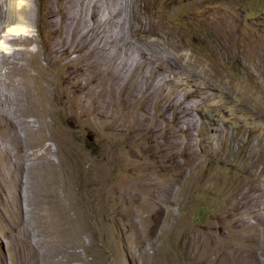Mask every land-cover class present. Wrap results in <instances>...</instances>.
<instances>
[{"label": "rangeland", "instance_id": "1", "mask_svg": "<svg viewBox=\"0 0 264 264\" xmlns=\"http://www.w3.org/2000/svg\"><path fill=\"white\" fill-rule=\"evenodd\" d=\"M0 1V3L5 4L6 10L8 8L9 0ZM30 1L32 2L33 0ZM98 1L106 2V6L104 3L99 2L102 4H100L102 11L98 13V19L99 21L102 19V22L100 21L103 25L101 27V31L103 30L101 36L102 39L104 38V46L107 47H105V49L108 53L113 55V49L108 48L112 46L109 41L116 40L117 38H123L124 36L126 37V35H128L126 37L127 42L125 41V43L128 44L131 40L128 38L129 31H127V27L121 29L120 25H117L120 22V19L116 18V12H118L120 9V7L115 6L118 4L117 2L116 4H110L106 0ZM119 1L121 2V0ZM122 1L124 2L125 0ZM148 1L152 4V9H150L149 13L145 14L146 16L143 15L144 24H148L149 20L151 19V22L154 23V26L156 25V35L153 33L147 34V36L143 37V40L152 44L151 46L154 45V48L149 50L142 44H138L136 40L133 39V45L131 43V45H127L126 49V45L122 48L125 54H120V59H125L126 55H128L131 58V63L138 62L139 59L142 60L141 58L143 53L144 55L148 53L150 55L153 53V51H155L156 48L158 53H160L159 56L161 58L164 57V59H166L165 57H170L174 63L177 61L175 55H184L186 58L183 57L181 59L186 60V62L189 64L191 63L192 70H190L189 74L191 76H195L192 84L196 82L200 85L209 84L212 86L214 82L218 81V79H221V75H224V80H230L229 82L234 84L233 86L235 87L234 90L236 92L234 90L224 89L223 91V89H220V92H222H219L220 94L217 101L214 100L208 104H203L204 106L200 105V107L193 111V117L195 118H193V120L197 124L195 130H193V133H195L193 134L195 142L198 143L201 140V137L198 136L199 132L201 135V133L206 130L207 125L211 126L210 123L213 120L212 117H214L215 120L217 119L220 125H223V121H227L228 119L232 118V113H230V110H234L233 107L240 104L244 107L246 106L245 108H247V110H253L256 113L255 118H248L247 116H244L246 121H238V124H240V128L242 127V131L246 137L248 136L249 132L255 130L254 128L260 129V135L258 134L260 138L259 136H256L254 140V145L256 146L255 150L257 149L256 153L258 152L259 155V153L264 150V130L261 129V124L258 120L259 118H257L260 116V118H264V0ZM117 8L118 10H116ZM103 10H105L106 13L105 11L103 12ZM114 19L115 21L118 20L117 24L113 23ZM26 22L29 24L27 20ZM3 24L1 26L4 28ZM34 27L35 26L30 23L29 26L25 28V32L21 34L31 38L34 37L38 41L40 40L39 46L46 44L48 41V38L45 37L46 34L42 33V35L41 30H38L36 27ZM123 31L128 33L125 34L124 32L123 34ZM105 34H108V36ZM111 35H114V38ZM109 36H111V38H109ZM108 42L109 44H106ZM141 46L144 47L145 50L144 48H141ZM27 49L31 51V53L29 52L30 54H34L36 56H34V58L39 59L41 66H47L49 64L47 60L42 59L41 56L43 55L38 53L39 47L37 43H33L27 47L26 44L22 43H8L3 39L2 35L0 36V264H34V261H37L36 264H43V262L47 260L44 257L46 255H48V257L58 256L59 258H62L63 255L65 256L68 254V252L73 251L74 254L76 251L79 255H82V257L85 258V261H91L93 256L88 253L85 248L80 247L76 241V236H79L78 230H70L71 228L80 225V223L73 222L70 219L71 216H74L73 212L70 211V213L68 211V214L66 209H64L68 204V192L66 190L67 180L65 179L63 173L65 171V165H70L72 168L78 166L76 169H80L81 171L83 170V173L85 171H89L86 180L84 176L81 178L80 186L82 185L81 187H84L86 185L85 188H88L90 185V188H92L93 182L90 181L89 183V179L91 177L89 173L93 170L90 171L86 168L89 166V164L90 167L93 166V160L95 158H106L107 154L105 153H108L112 149H109L110 143L108 142L109 140L104 132H98L90 117L85 118L86 116H83L84 119L82 117H80L81 119H78L72 113H67V117L64 118L61 116L60 112H58V109L53 110L51 107H49L46 101L45 104L44 99H40L41 93L38 85L36 86L38 88L37 89L35 87L36 84L33 83L31 86L33 87L32 90L34 91H28V88L26 87H29V85L26 86V83L30 84L31 80L27 79L26 75H24V72L22 73V71H18V73H16L17 71L14 72V70H16L14 69L17 64L16 61L22 65H25L26 62L24 58L26 56L27 59L33 58V56L30 54H27ZM22 52L25 54L24 58L21 57ZM15 59L17 60L15 61ZM10 60L11 62H9ZM12 62H14L15 65ZM90 62L91 59L86 61L88 65H91ZM82 64L83 62L76 65V69H80L83 66ZM182 69H184V67H182ZM91 70H94V68H91ZM22 74L24 78L22 79L21 76V80L27 79L25 83L21 80H18L20 79L19 76ZM209 75L211 76L209 77ZM237 79L240 81H237ZM16 81H19V83ZM99 85V83H96V93L90 95L91 97L88 98L90 101H88V105L91 107L90 109H93L95 112L106 113L108 110L106 107L108 108V105L106 106L105 100H98L96 98L97 94L101 96L100 90H102V86H104L103 83L100 85V87ZM50 88L53 89V87ZM36 92H38V94H36ZM24 93L27 94V96ZM105 95L108 97L107 93H105ZM105 95H103L104 98H106ZM240 96H244V99L241 100ZM26 97L27 99H25ZM225 97L233 100L234 103L233 105L228 106L230 109L227 107V114H224L222 111L224 109L221 105V101L222 99H226ZM96 99L97 101L95 102ZM236 99L241 102H235L234 100ZM256 103L259 104V106L256 105ZM48 109H51L54 113ZM72 116L74 117L72 118ZM106 119H108L107 115H104L103 120ZM42 120H45V122L51 126H53L55 123V127L47 128L45 124L43 126ZM125 121L126 120H124L123 124L120 125L124 126L125 124L128 125L130 123L129 120L126 121V123ZM6 122L8 124L10 123L14 125L13 128L9 127L8 129L4 130L3 125ZM21 122H26V124H22ZM229 126L231 127L234 125L231 123ZM168 129L169 130L167 131H170L169 133L172 135V128ZM120 135L121 134H119V136ZM14 136H16L17 139H14ZM245 136L244 138H246ZM43 137L45 138L43 142L39 144L35 143L37 140L39 141ZM183 138L185 137L183 136L182 139ZM119 141L122 143L125 142L124 140ZM142 144L144 151L152 155L151 157H154V161L161 159L160 155L162 154V151L159 152V150L154 148V146L152 147L143 141ZM155 149L156 152L154 151ZM196 149H198L197 151H201V148L198 145L196 146ZM59 150L63 151V153ZM236 150L239 152L240 149L236 147ZM46 157L49 159L51 158L53 162H56L55 164H57V166L49 167L47 164L48 159ZM61 157L64 158L65 165H63L64 161H62ZM81 158L84 161H82ZM76 159H78V162ZM60 163H62V165ZM259 164L261 165L262 161H259L257 166L258 168L256 167L254 171L252 170L253 172L251 171L252 179L250 178L248 184L252 186L255 184L261 185V188L263 187L261 190L262 194L253 190L251 193L250 190L252 187L247 189L248 187L241 184L240 190H244L242 193L240 191L241 197H244L245 199L249 195H256H253V200L255 199V201L250 200L245 203L246 205L243 204L245 208L243 205L237 206L233 204L230 206V208L233 210L231 211V209H229L227 212L224 208L219 207L217 196H213V198L209 196L210 194L201 195L199 202L196 201L191 204V202L184 199L185 194L183 193V190L186 184V182H183L184 180L180 182L181 185L178 184L173 186L176 196H173V201H175L173 202V205L169 206V208L163 205V201L161 199L162 190L156 191L158 187L153 188L148 186V182H146L147 184H144L139 188H130L127 190V193H124V197L127 199H131L135 195V199L132 198V202L134 204L132 202L125 203L121 201L120 206L117 205V207V200H114V195H112L111 199H108L110 201L107 200L108 202L103 204L107 209L113 208L111 210L115 215L112 213V218L116 216L115 218H118V220L122 221L123 223H130V225L129 223L126 224L125 229H123L120 233L121 235L119 234L118 236H114V231L117 232L118 230L111 223L109 225L110 229H112L109 230L110 232L107 231V229V232H103L100 229L102 226H104V224L106 225V222L112 219H110L107 215V218L105 217V219H100L99 217L91 219L88 225L90 232L81 235L83 242L88 246L90 244L91 238L94 239L95 242L97 241L95 243L97 252L107 256L110 247H108L109 244L105 243L106 240L103 238V236L109 238V235L111 236V234H113V236H111L109 239L112 241V247L114 248L113 251H115L117 254V259L115 258V260L108 258L107 263L114 264H264V235H259L263 230V227L258 228L255 231L256 233L254 232L255 236L251 234V228H249V225H254L257 220L264 219V176H260L259 168L262 165L259 167ZM62 166L64 167L62 168ZM54 168H56V172L54 171ZM115 170L114 175H116L118 181H120L122 177H125L122 176L123 174H120L117 169ZM225 174L228 177V174H230L229 170L225 171ZM163 179L164 178H161L158 181H164ZM17 181L18 183H16ZM14 185H16V187ZM159 189L161 188L159 187ZM15 190H17L18 195L20 194V199L22 202H20L22 206L21 209L19 208V205L17 206V198L14 195L16 194ZM153 193L155 195L157 194L158 196H155ZM127 195L129 196L127 197ZM257 196H259V198ZM87 199L88 200L86 202L88 203H86L85 206L94 208V205H96L98 209V204L102 205V201L105 200V198L102 200L100 198L97 199V197H87ZM130 204L135 206H131ZM125 205H129V208L127 206L126 208ZM220 208L227 214L226 217H229L225 219L227 222L225 220V222H219V219H217L219 217L218 213ZM118 209L120 210L118 211ZM127 209L130 211L128 212L129 214L126 212L128 211ZM114 210L118 213H116ZM127 214L129 217L131 216L130 219ZM215 215L218 216L215 217ZM213 216L216 219H214ZM132 221H134L136 224H134V222L131 224ZM241 221L242 223H240ZM239 224L245 226V228H241L243 226ZM205 225L209 227L207 228ZM237 226H239L238 228L240 229H238ZM90 227L92 229H90ZM134 227L136 228L133 229ZM140 230H142L144 233L143 235ZM221 232H224V234H220ZM229 232L232 233L230 234ZM244 232L245 234H243ZM122 235L124 240L129 239L128 245H126L125 241L122 239ZM139 235L141 238L145 235L144 238L145 240L147 239L146 243L144 238L141 239ZM131 236L140 239L138 241V239L135 238L137 239V242L134 243V239L130 240V238H132ZM157 236H161V239L157 240V243H159L158 246L163 248H161L162 252L166 253V256L171 258L170 260L168 258L165 260L163 255H161V260L158 258L159 260L157 259L156 261H151L146 256H140L138 260H135L134 257H132V253L142 252L143 250L151 254L153 251L149 244L152 240H155ZM17 238L25 240L23 242L19 241ZM18 241L23 243L19 244ZM139 242L143 243L141 244L142 246ZM24 247L25 249L27 248L26 251H24ZM103 251H105V253ZM113 251L112 256L115 255ZM29 253L30 255L34 253L35 255L33 258L35 257V259L32 260L30 258L31 260H25V255L28 256ZM37 258L39 259L37 260ZM252 258H255L257 261L255 259L253 260ZM85 261L73 258L71 264H85ZM61 263L63 264L64 261Z\"/></svg>", "mask_w": 264, "mask_h": 264}, {"label": "bare ground", "instance_id": "2", "mask_svg": "<svg viewBox=\"0 0 264 264\" xmlns=\"http://www.w3.org/2000/svg\"><path fill=\"white\" fill-rule=\"evenodd\" d=\"M106 1L109 2L110 4H116V2L118 3L115 6L120 7V9L118 12H116L117 13L116 18L120 19L119 20L120 22L118 23V20L115 21L114 19L113 23H116V24L118 23L117 25H120L121 29H124L127 27L128 28L127 31H129L128 38L131 39L128 44L125 43V41L127 42L126 37L128 35H126V37L124 36L126 40L124 39V37L123 38L116 37L117 38L116 40L118 41L113 40V39H112L113 41H109L112 44V46L108 48L113 49L112 51L113 55L108 53L107 50L105 49L106 46H104L105 45L103 41L104 38L102 39V36H101L102 31H103V30L101 31V27L103 26L101 23L102 19L100 18L101 22L98 19L99 18L98 13L102 11L101 3H104L105 5L106 2H101L98 0L97 1L96 0L95 1L94 0H33L32 2L30 0H9L8 8L6 10H5V4L0 3V23H1L0 24V36L2 35L3 39L6 40L8 43H13V44L22 43V44H26L27 47L28 45L37 43L39 47L38 53H41L43 55L41 56L42 59L47 60L49 63L47 66H41V64L39 63V59L34 58L35 55L30 54L31 51L28 49L26 50L27 54H30L31 56H33V58L27 59L26 58L27 56H26L25 57L26 59H25L24 58L25 54L24 52H22L21 57L24 58L26 62L25 65L20 64L18 61H16L17 59H15L17 64L15 68L13 67L14 69H16L14 70V72L17 71L16 73H18V71H22V73L24 72V75H26V78L31 80L30 84L26 83V86L29 85V87L28 86L26 87L28 88V91L32 90L33 87L31 85L33 83L36 84V85L34 84L35 87L38 85L39 86L38 88L40 89V93H41L40 99L41 98L44 99V102L46 101L49 107H51L53 110L58 109L59 110L58 112H60L61 116H63L64 118L67 117V113L69 114L72 113L78 119H81L80 117L83 118V116H86L85 118L90 117L93 125L98 130V132L99 131L104 132V134L109 140L107 141L110 143L109 149L110 148L112 149L108 153H105L107 154L106 158H104L103 156L102 157L104 159L101 157L95 158L93 160L94 161L93 166L90 167V164L87 168L84 166L86 169H89L90 171L93 170L92 172L89 173L91 175L90 179L88 178L89 183L90 181L93 182V185L91 184L93 186V187L91 186L92 188H90V185L88 188H85L86 185L84 187H81L82 185L80 186L81 178L84 176L86 180L87 174L89 171H85L83 173V170L81 171L80 169L78 170L76 169L78 166L77 167L74 166L75 168H72L70 165H65L64 158L61 157L62 161H64L63 165L66 166L63 174H64L65 179L67 180L66 190L68 192L67 194L68 204H67V207L64 209H66L67 213L68 211L73 212L74 216L73 217L71 216L70 218L73 222L80 223V225L75 226L74 228H71L70 230L71 231L78 230L79 236L78 237L76 236L77 239L75 238L78 245L80 247L85 248V250L93 256V259L91 261L89 260L85 261L84 260L85 258H83L82 255H79L76 251L74 254V251H73V252H68V254L65 256L63 255V257L61 256L62 258H59L58 256L48 257V255H46L44 257L47 260L43 262V264H47V263L59 264L63 261H64L63 264H71L73 261V258L81 259L86 262L85 264H114V263H107L108 258L117 259V254L115 253V251H113L114 248L112 247V241L111 239H109L111 236H113V234H111V236L109 235V238L104 237L102 235L103 238H105L106 240L105 243L109 244L108 247H110L109 249L111 250V251L109 250V252L107 253V256L102 253L97 252L95 248L96 247L95 243L97 241L95 242L94 239L91 238L90 244L87 246L83 242L81 235H83L84 233L90 232V230L88 229V225L91 219L98 218V217L100 219H105L107 215L109 216L110 219L112 218V215L114 213L112 212L111 209L113 208L107 209L106 206L104 207L103 205L105 204V202L110 201L108 199H111L112 195H114L113 196L114 200L115 199L117 200L116 206L117 205L120 206L121 201L125 203H131L133 201L132 198H134L135 195L132 198L129 197L131 199H127L124 197V193L125 192L127 193V190H129L130 188H139L142 185L147 184L146 182H148V186H151L153 188L158 187L156 191L162 190L161 199L163 201V205L166 207H169L174 204L173 202L175 200L173 201V198H174L173 196L176 194V192L174 191L173 186L180 184V182H182L183 180H184L183 182H186L184 190H183V193L185 194V196L183 195L185 200L191 202L192 204L196 201L199 202L201 195L210 194L209 196L211 197L217 196L219 207L224 208L227 212L229 211V209H231V211L233 210L232 208H230V206L233 204L239 206V205H243L247 203L250 200H253L254 198L253 195L255 194L249 195L250 197L248 196L245 199L244 197H241V194H240L241 184H243V186L245 185L246 187H248L247 189H249V187H252L250 192L253 190L256 192H260L262 194L261 190L263 187L261 188V185L255 184L252 186L248 184L251 178V171L252 170L254 171V169L258 166L259 161H262V164H261L262 166L259 164V167L261 166L259 168V173H260V176L261 175L264 176V160H263L264 150L261 151L258 155V152L256 153L257 149L255 150L256 146L254 145V140L256 136L260 135L259 133L260 129L254 128L255 130L249 132L248 136L246 137L244 135V132L242 131V127L240 128V124H238V121H244V122L246 121L244 116H247L248 118L249 117L255 118L256 117L255 111L247 110V108H245L246 106L244 107L243 105H240V104L237 106H234L233 107L234 110H230V113H232L231 114L232 118L228 119L227 121H223V125H220L219 121L217 119L215 120V118L212 117L213 120L211 119L212 120L210 123L211 126L207 125L206 130H204L201 133V135H200V132L198 134V136L201 137V140L197 143L195 142V139H194L193 134L195 133H193V130H195V127H197L196 126L197 124L193 120L194 118L193 111L197 109L198 107H200V105L204 106L203 104H208L214 100L217 101L219 98V94L222 92V91L220 92V89H223V91L224 89L234 90L235 89V87L233 86L234 84L232 82H229L230 80L229 81H226V79L224 80V75L223 76L221 75L220 76L221 79L220 80L218 79V81L214 82L212 86H210L209 84L200 85L196 82L192 84L195 76H191L189 74L190 70H192L191 63L189 64L186 62V60L181 59L184 57V55H178V56L175 55V58H177V61L174 63L170 57L169 58L165 57L166 59H164V57L161 58L159 56L160 53H158V50L156 48H155V51H153V53H151L150 55L149 53L145 55L143 53L142 58H141L142 60L138 58L139 59L138 62L131 63L130 62L131 58L128 55H126L125 59H120L121 58L120 54L122 53L125 54L122 48L126 45L125 46V49H126L127 45L128 46L129 44L131 45V43L134 41L133 39H135L138 44H142L144 47H146L149 50L154 48L153 47L154 45L151 46L152 44L143 40V37L147 36V34H151V33L155 34L156 32V29H155L156 25L154 26V23L151 22V19L149 20V23L145 25L144 18H143V15H145L146 13H149L150 9H152L151 7L152 4L148 0H125L124 2L122 0L121 2L119 0H106ZM116 10H118V8ZM104 11L105 10H103V12ZM26 20L29 22V24L31 23L38 30H41V34L42 33L46 34L45 37L48 38V41L46 44L39 46L40 40L38 41L34 37L31 38V37L23 36L21 34L25 32V28L29 26ZM2 24L4 25V28L1 26ZM125 31H123V34ZM127 33L128 32H125V34ZM106 36H108V34ZM111 36H109V38H111ZM109 42L106 44H109ZM144 47L141 46V48H144ZM214 54H215V51H214ZM90 59H91V62H90L91 65H88L86 61ZM9 62H11V60ZM82 62H83L82 64L83 66L80 69H76V65L81 64ZM182 67H184V69H182ZM91 68H94V70H91ZM32 72H36V73H32ZM21 76H22V79L24 78L22 74L19 76L20 79L18 80H21ZM210 76L211 75H209V77ZM26 80H21V81L25 83ZM238 80L239 79H237V81ZM16 82L19 83V81H16ZM96 83H99L100 85L102 83L104 84V86H102L103 89L100 90L102 97L99 96V94H97L96 98L98 100L99 99L105 100L106 106L108 105V108L106 107V109H108L106 113L95 112L93 109H90L91 107H89L88 105L90 102L88 98L91 97L90 96L91 94L96 93L95 92ZM50 87H53V89H51ZM105 93H107L108 97H106ZM36 94H38V92H36ZM25 95L27 96V94ZM103 95H105L106 98H104ZM225 98L226 99H222L221 105L223 106V109H224L222 111L224 112V114H227L228 112L226 110L227 107L229 105H233L234 103H233V100L228 99V97H225ZM25 99H27V97ZM97 99L95 100V102L97 101ZM240 99L243 100L244 96L242 97L240 96ZM234 101L241 102L237 99ZM256 105L259 106V104L257 103ZM97 107H100V106H97ZM48 110H51V109H48ZM256 111H257V108H256ZM104 115H107L108 119L103 120ZM74 116H72V118ZM260 117H257V118H259L258 120L260 121L261 129L264 130V118H260ZM124 120L126 121L129 120L130 123L126 125L125 124L126 121H125L124 123L125 125L121 126L120 124H123ZM21 123L26 124V122H21ZM231 123L234 126L230 127L229 125H231ZM42 124L43 126L45 124L47 128L55 127L54 126L55 123L53 124V126H51L50 124L46 123L45 120L44 121L42 120ZM13 126L14 125L10 123L8 124L6 122L3 125V129L5 130V129H8L9 127L13 128ZM168 128H172L173 130L172 135L171 133H169L170 131H167L169 130ZM119 134L121 135L119 136ZM180 135L182 137L184 136L185 138L182 139ZM244 136L246 138H244ZM14 139H17L16 136H14ZM44 140L45 138L43 137L41 140L39 141L37 140V142L35 143L39 144L43 142ZM119 140H124L125 142L122 143ZM142 141L152 147L154 146V148L159 150V152L162 151V154L160 155L161 159L160 160L157 159L158 161H154L155 160V159L153 160L154 157H151L152 155L144 151ZM197 145L201 148V151H197L198 150L196 149ZM236 147L240 149L239 152L236 150ZM156 149L154 150L155 152H156ZM60 152L63 153V151H60ZM47 159H48L47 164L49 167L57 166V164H55L56 162H53L51 158L50 159L47 158ZM76 160L78 162V159ZM60 164L62 165V163ZM63 167L64 166H62V168ZM55 169L56 168H54V171L56 172ZM115 169H117V171H119L120 174L122 173L123 174L122 176H125L122 178H125V179L121 178L120 181H118L116 178V175H114ZM227 170H229L230 172V174H228L229 175L228 177L225 174V171ZM255 173H258V172H255ZM161 178H164L163 179L164 181H158ZM16 183H18V181ZM14 186L16 187V185ZM159 187L161 189H159ZM17 190H15L16 194L14 195L17 198V206L19 205V208L21 209L22 202L20 199V194L18 195ZM242 192H244V190H242L241 193ZM247 195H244V196H247ZM128 196L129 195H127V197ZM155 196H158V195L156 194ZM87 197L89 198L97 197V199L100 198L102 200L105 198V200L103 201L101 200L102 205L98 204L99 209L96 205H94L95 206L94 208L92 207L90 208V207L85 206L86 203H88L86 202L88 200ZM257 197L259 198V196ZM253 201H255V199ZM133 204L132 205L130 204V205L135 206ZM126 206L127 205H125V207ZM221 208L219 209V213H218L219 217L217 218L219 219V222L224 221L228 217V216L226 217L227 214ZM119 210L120 209H118V211ZM126 212L128 213L130 211L128 210ZM62 214H65V213H62ZM20 215H21V210H20ZM218 215H215V217ZM115 217L109 220L108 222H106V225L104 224V226H102L101 228L100 227L98 228H100L103 232H107L109 230H112L110 229V226H109L111 223L118 230L117 232L113 230L114 236L115 235L118 236L121 233V231L125 229L126 224H128L129 222H126L125 224ZM130 218L131 216L129 217V219ZM133 222L134 221H132L131 224H133ZM240 223H242V221ZM134 224L136 223L134 222ZM205 227L207 226L205 225ZM238 227L239 226H237V228ZM261 227H263V230L261 231L260 229L261 233L259 235H264V219L257 220V222L252 226L249 225V228H251V234L255 236L254 232L258 228H261ZM135 228L136 227H134L133 229ZM241 228L244 229L245 226ZM90 229L92 228L90 227ZM142 230L140 231L142 232ZM106 234H109V233H106ZM143 234L144 233L142 232V235ZM220 234H224V232H221ZM243 234H245V232ZM92 235H95V234H92ZM144 236L140 238L143 239ZM207 237H208V234H207ZM135 238L132 237L130 238V240L134 239L135 240L134 243H136L138 238L137 239ZM122 239L124 240L123 235H122ZM159 239H161V236H157L155 240H152L151 243L149 244L150 247H152V251H153L151 254L143 250L142 252L132 253L133 255L132 257H134L135 260H138L140 256H146L148 257L149 260L156 261L158 258H160L161 260V255H163L166 260L168 256H166V253L162 252L161 250L162 247L160 248L158 246L159 243H157V240ZM18 240L24 242L25 239L23 240L18 239ZM146 240H145V243H146ZM124 241L126 245L129 244L128 243L129 239L124 240ZM23 242H19V244L20 243L22 244ZM141 244L143 243H140V245ZM26 249L24 247V251H26ZM112 251L115 253V255L113 254L114 256H112ZM103 252L105 253V251ZM34 255H35L34 253H32L31 255L29 253L28 256L25 255V257L24 256L23 257L25 258V260L28 261L30 258L32 260L35 259V257L33 258ZM38 259L39 258H37V260ZM168 259L170 260L171 258H168ZM142 262H145V261H142ZM33 263L36 264L37 261H34ZM139 263H140V260H139Z\"/></svg>", "mask_w": 264, "mask_h": 264}]
</instances>
